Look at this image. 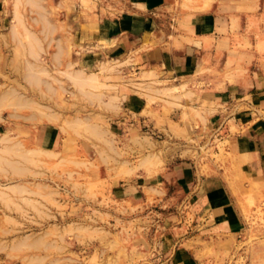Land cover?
I'll return each mask as SVG.
<instances>
[{
	"label": "rangeland",
	"instance_id": "obj_1",
	"mask_svg": "<svg viewBox=\"0 0 264 264\" xmlns=\"http://www.w3.org/2000/svg\"><path fill=\"white\" fill-rule=\"evenodd\" d=\"M212 2L169 0L157 28L170 37ZM134 11L132 0H0V264H264V175L235 151L234 116L95 40ZM246 21L233 76L264 94V10ZM79 70L91 84L77 87ZM147 78L146 105L128 104ZM261 106L264 118V95ZM214 179L234 194L230 233L202 219Z\"/></svg>",
	"mask_w": 264,
	"mask_h": 264
},
{
	"label": "crops",
	"instance_id": "obj_2",
	"mask_svg": "<svg viewBox=\"0 0 264 264\" xmlns=\"http://www.w3.org/2000/svg\"><path fill=\"white\" fill-rule=\"evenodd\" d=\"M168 1L132 0L136 8L132 16L107 26L106 32L100 31L95 40L106 47L105 55L110 54V58L125 60L134 50L138 56L133 60L138 61L139 69H144L148 77L170 83L179 81L176 85L179 89L187 85L188 90H193L192 94L195 92L200 98L199 104H207L208 110L222 115L220 107H225L234 116L229 119V124L234 122L237 132L230 137L234 140L237 154L247 161V172L254 177L264 175V118L257 113L258 108H262L264 94L251 93L253 89L261 88L258 82L233 76L239 59L246 55L237 51V44L246 39L242 34L246 20H250L253 13L264 10L263 0H214L208 9L186 11L184 22L177 25L170 37L158 30L154 18L158 11L168 9ZM238 8L242 9L239 14L235 13ZM224 9H230L234 18L223 15ZM233 22H236V30ZM249 57L247 54L244 60ZM147 79L137 83L132 95L123 97L128 104L134 107L146 105L148 99L143 96V91L152 84ZM195 83L198 87L200 83L206 87L190 88ZM183 92L182 102L191 106L190 99L185 98ZM231 189L224 179H214L205 184L203 205L206 211L202 219L208 221V232L213 235L230 233L239 226Z\"/></svg>",
	"mask_w": 264,
	"mask_h": 264
},
{
	"label": "bare ground",
	"instance_id": "obj_3",
	"mask_svg": "<svg viewBox=\"0 0 264 264\" xmlns=\"http://www.w3.org/2000/svg\"><path fill=\"white\" fill-rule=\"evenodd\" d=\"M18 20V19H17ZM21 25V27L23 26L22 24H20ZM24 29V28H23ZM24 32H26V31H24ZM29 36V35H28ZM34 51V50H33ZM61 53V52H60ZM34 54V53H33ZM61 56V55H60ZM85 72V71H84ZM69 75V74H68ZM88 75H85L82 71H77L76 73H74V75H71L70 77L71 78H74V80H75V82H76V84H77V87H80V88H83L86 84H88V83H84V82H86L87 80V82H89V78L91 77V79H90V81H92V79H93V75H91V76H88ZM67 77V76H66ZM72 82V81H71ZM89 84H91V82H89ZM88 84V85H89ZM82 85H84L83 87H82ZM87 85V86H88ZM76 87V86H75ZM86 88V87H85ZM82 90V89H81ZM3 152V151H2ZM8 153V152H7ZM2 154V153H1ZM9 154H10V152H9ZM5 155V154H4ZM11 164V163H10Z\"/></svg>",
	"mask_w": 264,
	"mask_h": 264
}]
</instances>
